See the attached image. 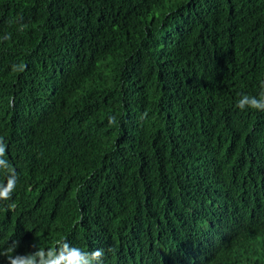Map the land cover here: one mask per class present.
<instances>
[{
    "label": "trees",
    "instance_id": "obj_1",
    "mask_svg": "<svg viewBox=\"0 0 264 264\" xmlns=\"http://www.w3.org/2000/svg\"><path fill=\"white\" fill-rule=\"evenodd\" d=\"M262 82L264 0H0V252L264 264Z\"/></svg>",
    "mask_w": 264,
    "mask_h": 264
},
{
    "label": "clouds",
    "instance_id": "obj_2",
    "mask_svg": "<svg viewBox=\"0 0 264 264\" xmlns=\"http://www.w3.org/2000/svg\"><path fill=\"white\" fill-rule=\"evenodd\" d=\"M261 89L262 91L257 96L242 94L236 106L241 110L251 108L264 111V82L261 83ZM3 153L4 148L0 144V157ZM12 191L14 188L11 185L7 188H0V199L10 200ZM8 207L14 208L15 204H9ZM58 244L59 251L55 247L48 250L39 248L34 252L20 255L16 252L18 242H13L8 249L0 252V257H4L7 264H103L104 249L86 251L71 246L66 241H59Z\"/></svg>",
    "mask_w": 264,
    "mask_h": 264
}]
</instances>
